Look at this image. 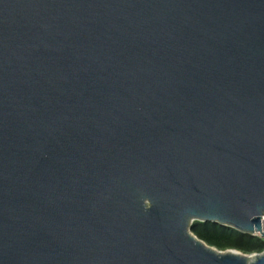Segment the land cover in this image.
Here are the masks:
<instances>
[{"label":"water","instance_id":"1","mask_svg":"<svg viewBox=\"0 0 264 264\" xmlns=\"http://www.w3.org/2000/svg\"><path fill=\"white\" fill-rule=\"evenodd\" d=\"M264 0H0V264H264Z\"/></svg>","mask_w":264,"mask_h":264},{"label":"trees","instance_id":"2","mask_svg":"<svg viewBox=\"0 0 264 264\" xmlns=\"http://www.w3.org/2000/svg\"><path fill=\"white\" fill-rule=\"evenodd\" d=\"M192 233L209 246L223 252L236 250L248 255L264 252V238L260 236L251 237L216 223L195 222Z\"/></svg>","mask_w":264,"mask_h":264},{"label":"bare ground","instance_id":"3","mask_svg":"<svg viewBox=\"0 0 264 264\" xmlns=\"http://www.w3.org/2000/svg\"><path fill=\"white\" fill-rule=\"evenodd\" d=\"M262 229H263V231H264V221H263V223H262Z\"/></svg>","mask_w":264,"mask_h":264},{"label":"rangeland","instance_id":"4","mask_svg":"<svg viewBox=\"0 0 264 264\" xmlns=\"http://www.w3.org/2000/svg\"><path fill=\"white\" fill-rule=\"evenodd\" d=\"M248 255V254H247ZM250 255V254H249Z\"/></svg>","mask_w":264,"mask_h":264}]
</instances>
